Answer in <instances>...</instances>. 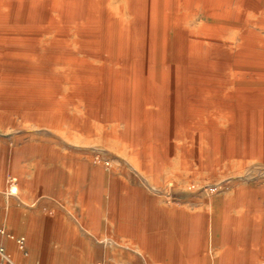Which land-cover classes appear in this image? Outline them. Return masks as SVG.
Masks as SVG:
<instances>
[{
	"label": "bare ground",
	"instance_id": "1",
	"mask_svg": "<svg viewBox=\"0 0 264 264\" xmlns=\"http://www.w3.org/2000/svg\"><path fill=\"white\" fill-rule=\"evenodd\" d=\"M0 107L120 260L264 264V0H0Z\"/></svg>",
	"mask_w": 264,
	"mask_h": 264
},
{
	"label": "crops",
	"instance_id": "2",
	"mask_svg": "<svg viewBox=\"0 0 264 264\" xmlns=\"http://www.w3.org/2000/svg\"><path fill=\"white\" fill-rule=\"evenodd\" d=\"M31 140L32 150L25 153L21 146H17L22 143L19 138L0 135V230H5V233L0 232V242L18 263L54 264L57 261L53 257L61 256L68 257L67 260H62L64 264H87L86 259L76 258L80 255L79 250L71 247V240L75 239L71 235H77L79 232L71 233V227L63 226V223L54 217L53 212H49L50 208L53 211L54 205L49 201L40 200L41 190L47 193L57 192V195L65 196L69 202L78 205L80 212L84 206L79 198L81 190L71 194L65 183L64 172L54 170L48 156L44 158L46 162L41 168L38 141ZM27 156L34 157L32 168L37 174L28 172L29 167L24 164V158ZM14 186L17 187L16 191ZM84 215V220L87 221V213L84 212ZM91 216L96 218V224L99 221L97 208ZM11 235L23 237V250L18 248ZM55 244H58V248ZM9 248L20 258L15 257ZM92 252L94 251L87 250L83 255L89 257Z\"/></svg>",
	"mask_w": 264,
	"mask_h": 264
},
{
	"label": "rangeland",
	"instance_id": "3",
	"mask_svg": "<svg viewBox=\"0 0 264 264\" xmlns=\"http://www.w3.org/2000/svg\"><path fill=\"white\" fill-rule=\"evenodd\" d=\"M1 108V107H0ZM0 112H4V109L1 108ZM21 114L15 113L12 119V126L10 127L9 131H5L4 128L0 127V135L11 137H17L22 141V143L18 144L17 146H21L25 153L30 152L32 150L33 144H31V139L38 141V151L40 154V163L43 167L46 160L45 153L50 151L52 147V143L48 141V139H39L34 137L27 136V129L23 128L19 122ZM0 117H3L0 115ZM2 119V118H1ZM19 141V140H18ZM68 149H66L67 151ZM33 156H27L24 158V164H26L29 168L28 172L36 171L32 168V164L34 162ZM40 200L49 201L54 205L53 211L51 208L49 212H53L54 217L57 221H61L63 226L66 228L75 226L79 234L71 235V237L75 238L71 240V247L78 249L80 255L76 258H84L86 259L87 264H135L131 258H127L125 256L123 259H119L118 251L116 250V243L113 239V234H110L107 230V224L111 225L110 223L99 224V221L95 224L94 221L96 218L94 216H90L87 214V221L84 220V212L87 213L86 207L83 206L78 211V205L72 204L69 202L68 198L65 196L57 195V192H40ZM51 205V204H50ZM88 220H92V224H89ZM5 233V230H4ZM112 239V240H111ZM56 248H58V244H55ZM11 249V248H9ZM12 250V249H11ZM94 251L92 254L87 257L83 255L84 251ZM15 257H19V255L12 250ZM11 254V253H10ZM13 257V256H12ZM14 258V257H13ZM20 258V257H19ZM18 258V259H19ZM23 259V258H22ZM57 262L54 264H64L62 260H67L65 257L57 256L53 257ZM90 259V261H88ZM15 260V259H14ZM25 260V259H24ZM16 261V260H15ZM29 261V260H27ZM119 261V262H118ZM17 262V261H16ZM27 263V262H26ZM51 264V263H50ZM85 264V263H84Z\"/></svg>",
	"mask_w": 264,
	"mask_h": 264
},
{
	"label": "built area",
	"instance_id": "4",
	"mask_svg": "<svg viewBox=\"0 0 264 264\" xmlns=\"http://www.w3.org/2000/svg\"><path fill=\"white\" fill-rule=\"evenodd\" d=\"M1 233H4L3 229L0 230ZM19 247L23 248L25 243L23 238H18L16 239ZM0 264H18L14 262V259L10 257V255L7 252V249L3 245L2 242H0ZM21 264H26V263H21Z\"/></svg>",
	"mask_w": 264,
	"mask_h": 264
}]
</instances>
